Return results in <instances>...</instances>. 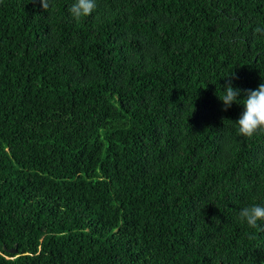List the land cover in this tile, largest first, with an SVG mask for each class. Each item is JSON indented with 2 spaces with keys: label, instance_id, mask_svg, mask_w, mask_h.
<instances>
[{
  "label": "trees",
  "instance_id": "trees-1",
  "mask_svg": "<svg viewBox=\"0 0 264 264\" xmlns=\"http://www.w3.org/2000/svg\"><path fill=\"white\" fill-rule=\"evenodd\" d=\"M73 2L0 0V264H264V0Z\"/></svg>",
  "mask_w": 264,
  "mask_h": 264
},
{
  "label": "clouds",
  "instance_id": "clouds-1",
  "mask_svg": "<svg viewBox=\"0 0 264 264\" xmlns=\"http://www.w3.org/2000/svg\"><path fill=\"white\" fill-rule=\"evenodd\" d=\"M40 3L44 11L49 9L50 0H40ZM96 7V0H74L68 11L73 19L80 20L90 16ZM255 31L264 35L262 27H257ZM241 96L244 98L240 99ZM218 98L224 106V111H227L233 104L243 106L244 111L235 122L240 136L252 138L258 133H264V83H261L255 90L249 89L243 93L239 88H234L231 83H228ZM238 219L250 229L264 230L260 224L264 221V204L253 203L241 207Z\"/></svg>",
  "mask_w": 264,
  "mask_h": 264
},
{
  "label": "water",
  "instance_id": "water-1",
  "mask_svg": "<svg viewBox=\"0 0 264 264\" xmlns=\"http://www.w3.org/2000/svg\"><path fill=\"white\" fill-rule=\"evenodd\" d=\"M4 249H5V247H4ZM8 252H10L12 254H16L17 250L15 248H13V249H9Z\"/></svg>",
  "mask_w": 264,
  "mask_h": 264
}]
</instances>
